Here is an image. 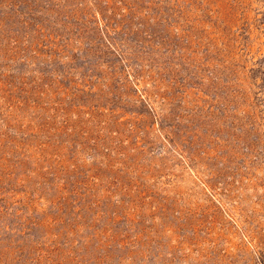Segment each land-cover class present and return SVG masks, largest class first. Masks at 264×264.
<instances>
[{"label":"rangeland","instance_id":"374dc122","mask_svg":"<svg viewBox=\"0 0 264 264\" xmlns=\"http://www.w3.org/2000/svg\"><path fill=\"white\" fill-rule=\"evenodd\" d=\"M0 264H264V0H0Z\"/></svg>","mask_w":264,"mask_h":264}]
</instances>
